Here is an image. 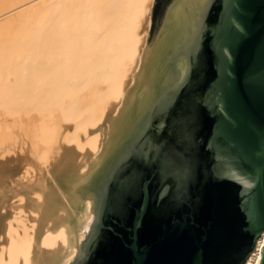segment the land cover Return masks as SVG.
Returning a JSON list of instances; mask_svg holds the SVG:
<instances>
[{
  "label": "water",
  "instance_id": "1",
  "mask_svg": "<svg viewBox=\"0 0 264 264\" xmlns=\"http://www.w3.org/2000/svg\"><path fill=\"white\" fill-rule=\"evenodd\" d=\"M102 150L79 175L69 146L44 195L40 235L94 217L65 264H243L264 232V0H155L148 41ZM22 166L0 168V233ZM66 210L58 217L59 210ZM264 264V246L261 248Z\"/></svg>",
  "mask_w": 264,
  "mask_h": 264
},
{
  "label": "bare ground",
  "instance_id": "2",
  "mask_svg": "<svg viewBox=\"0 0 264 264\" xmlns=\"http://www.w3.org/2000/svg\"><path fill=\"white\" fill-rule=\"evenodd\" d=\"M155 0H0V168L22 166L11 192L38 189L67 147L79 151L85 174L102 150L104 118L118 114L141 63ZM44 195L10 200L0 233V264H35L36 230ZM66 210H59L64 217ZM91 199L74 232L51 216L40 235L43 251L64 247L71 262L90 230ZM264 232L243 264H260Z\"/></svg>",
  "mask_w": 264,
  "mask_h": 264
},
{
  "label": "rangeland",
  "instance_id": "3",
  "mask_svg": "<svg viewBox=\"0 0 264 264\" xmlns=\"http://www.w3.org/2000/svg\"><path fill=\"white\" fill-rule=\"evenodd\" d=\"M152 13H153V11H152ZM151 19H152V16H151Z\"/></svg>",
  "mask_w": 264,
  "mask_h": 264
}]
</instances>
